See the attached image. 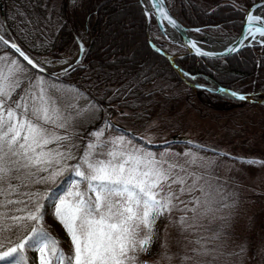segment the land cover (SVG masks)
<instances>
[{"label": "snow or ice", "instance_id": "1", "mask_svg": "<svg viewBox=\"0 0 264 264\" xmlns=\"http://www.w3.org/2000/svg\"><path fill=\"white\" fill-rule=\"evenodd\" d=\"M160 15L175 26L162 7ZM247 21L253 39L256 34L264 37V22L252 30L261 17L249 12ZM2 31L0 28V44L38 68ZM84 50L81 43L80 52ZM197 54L209 55L198 49ZM22 74L27 76V69L18 60L0 57V262L27 264L23 253L35 251L39 264H148L141 256L150 252L158 219L183 205L180 211L184 215L173 223L186 232L217 210L210 193L199 183L202 176L170 162L168 152L157 156L124 135L106 138V129L112 127L107 122L89 133L91 139L81 148L83 141L72 130L73 121L88 109H77L72 101L82 94L70 96L75 89H61L43 77H27L25 82ZM219 91L240 101L248 99L235 91ZM182 155L191 157L190 163L196 162L195 153ZM232 159L264 165L256 159ZM35 184L53 187L34 191ZM63 184H67L63 191H56ZM197 191L200 195H193ZM184 195L191 198L181 200ZM49 207L71 242L70 254L44 227ZM191 243L200 245L192 250L194 256L208 254L201 239ZM163 258L172 259L167 251Z\"/></svg>", "mask_w": 264, "mask_h": 264}, {"label": "rangeland", "instance_id": "2", "mask_svg": "<svg viewBox=\"0 0 264 264\" xmlns=\"http://www.w3.org/2000/svg\"><path fill=\"white\" fill-rule=\"evenodd\" d=\"M41 1L46 3V15L44 17H41V13L38 11V4L33 0L31 2L33 8L29 14L30 16L26 17L24 22L18 19V16H13L14 24L19 27V36L24 34V37L27 38L24 24L26 23L30 26V31L27 32L29 40H27V44L24 42V46L30 49L33 45L38 46L45 41H51L61 25V4L57 0ZM141 1L145 4L147 10H149L148 1ZM141 1L139 0L140 6ZM190 1L205 8H213L218 4L230 3L246 11L253 4L263 0ZM67 2L69 3L68 8H71L74 4L73 0H67ZM119 8L120 6L116 8L115 12H112L115 15L117 14L116 20L113 21L114 32L113 30L111 31L116 34L112 40L120 48H135L137 55L143 54V50L139 46H136L140 45L137 36H134L135 33L131 32L135 27H128L126 25L131 20L136 22L135 11H131V14L128 15L129 18H127L125 13L121 12L119 14ZM129 8V10H132L131 4ZM263 14L264 10L256 16L262 18ZM151 20H153V17H151ZM4 26L5 17L4 21H2L0 16L2 34L10 42H14L7 28ZM149 31L150 41L156 46H162L173 59L186 54L178 45L164 39L160 31H158L156 23L152 24ZM200 31H202V34H194V37L204 38L205 35L217 40L220 38V40L230 41L240 35H229L223 29ZM76 32L79 45L82 43L85 46L88 39L86 41L87 37H84L82 29L79 26H77ZM130 32L134 36L132 39L130 38L132 36ZM112 40L110 39L111 43L113 42ZM79 55H82L80 51L76 57L68 58H54L49 55L45 57H41L40 55L29 57L40 68L49 72L47 76L58 78L66 76L70 71L82 67V56L80 58ZM3 56H7L9 59H16L22 64L10 52H2L0 57ZM77 60H79V63H77ZM47 61H51V63ZM60 61H67V63H60ZM23 66L27 69L25 65ZM65 69H68L66 74L64 73ZM30 74L29 69H27V76H23L22 74V79L26 81L27 77H33ZM37 74L36 77L43 76L39 73ZM253 81H255V78ZM180 87L181 89L174 92L170 90V85L163 83L149 88L150 91L155 93L156 105L154 106V110L148 113L145 120L139 121L137 118L128 120L120 118L121 121L118 120V117L130 115L126 111H118L120 115L114 116L110 120L115 126H120L139 136L147 144L156 146L172 144L167 146V148L159 149V151H150L154 152L157 156H160L162 152H168L170 154L167 156V159L170 162L179 163L188 172L202 176L203 179L199 183L210 193L212 207L217 210L206 217L200 218L197 226L186 232L173 223L181 215H184L180 211L183 205L174 209L170 214H165L156 221L157 235L154 238L150 252L142 255L141 259L149 261L148 264H263L264 165L252 166L242 164L238 161H233L232 157L264 161V109L253 105L255 104L253 102L254 99L249 95L250 101L249 99L245 100L244 105L221 112L212 108H206L202 104L197 103L192 93L182 86ZM72 95L75 94H71L70 96ZM72 102L76 104L77 109H88V111L76 117L73 121L72 130L83 140L81 144V148H83V145L91 139L89 133L100 129L108 121L104 119L106 117L104 115H107V112L103 110L100 115L99 111L93 109V107L91 110L88 103H80L78 100H73ZM71 111L73 116H75V109ZM116 135L120 134L114 131L113 126L105 131L106 138ZM126 138L128 137L126 136ZM180 139L182 140L179 141ZM149 140L151 141L150 143L146 142ZM184 141L186 143L191 141V143H187V145L181 143ZM197 145L201 147H197ZM187 151H191L197 155L195 163H190L191 157L182 155ZM220 153L230 155L221 156ZM180 174L184 175V173ZM40 175H45V173H40ZM189 183H191V178L189 179ZM193 195L199 196L200 193L197 191ZM190 198L188 195L180 197L181 200H188ZM51 210L52 212L54 211L52 208ZM188 215L191 216V213H188ZM46 221L48 226L55 229L58 239L69 249L68 253H71V242L52 213L49 214ZM189 223H191V220ZM197 239H201V243L209 250L207 255L194 256L192 250L200 248V245L191 243V241ZM165 245L166 247H163ZM165 251L172 257L171 260L163 258ZM186 256L192 257V259L184 260L183 257ZM31 258L33 264H39L37 252L33 251Z\"/></svg>", "mask_w": 264, "mask_h": 264}, {"label": "trees", "instance_id": "3", "mask_svg": "<svg viewBox=\"0 0 264 264\" xmlns=\"http://www.w3.org/2000/svg\"><path fill=\"white\" fill-rule=\"evenodd\" d=\"M33 1L38 4L41 17H44L46 3L41 0ZM57 1L61 4L62 20L59 30L51 41H45L38 46L33 45L31 49L24 46V42L27 44V40H29L27 32L30 31V26L26 23L24 27L27 38L24 37V34L19 36V27L14 24L13 16H18L17 18L24 22V19L30 16L32 11V0H0L4 6V27L7 28L14 42L28 56L45 57L49 55L54 58H68L76 57L80 51L76 35L77 26H79L84 37H87L86 41L88 39L84 46L85 52L81 55L82 67L70 71L66 76L42 77L49 83H55L61 89H75L76 92L71 94H82L75 100L80 103H88L91 110L94 106L93 109L98 110L100 115L105 110L107 115L103 114L106 116L104 119L108 120L107 122L113 126L114 131L133 139L136 144L157 151L172 145L147 144L129 130L124 128L122 129L127 132L118 130L110 120L114 116L120 115L118 111H126L130 114L118 117L120 121L132 118H137L139 121L145 120L156 105L155 93L149 88L159 83L170 85V90L173 92L178 91L182 86L195 96L197 103L221 112L238 108L245 103L229 94L220 92V89H225L228 93L235 91L247 96L248 99L251 95L255 102L253 105L264 109V46L263 48H248L230 58L220 60L205 61L185 54L174 58L173 63L178 68L176 71L173 65L149 47L145 32L147 21L144 10L139 5V0H76L71 8H68L67 0ZM128 4L129 6L131 4L132 10H129ZM166 4L170 15L177 19L185 29L206 31L208 29H223L232 36L241 33V20L244 17V12L241 8L230 3L218 4L213 8L202 7L190 0H166ZM119 6V14L125 13L127 18L131 11H135L136 22L131 20L126 25L135 27L131 32L137 36L140 45L136 46L143 50L144 55H137L135 48H120L112 40L116 34L111 32L112 30L114 32L113 21L117 18V14L112 12H115ZM152 21L154 24L155 20ZM131 32L130 38L132 39L134 36ZM110 39L113 41L112 43ZM157 46L161 51L167 52L162 46ZM4 51L10 52L5 45L0 44V54ZM25 67L29 69L26 65ZM29 72L33 78L38 75L32 69H29ZM254 78L255 81H253ZM181 143L187 145L185 141ZM66 186L67 184H63L56 188V191H63ZM50 187L53 186L35 184L32 190L44 192ZM47 203L51 204V201H47ZM46 212L44 227L58 239L57 232L48 226L46 221L49 214L52 213L51 208H47ZM13 241L15 242L14 237ZM7 246L9 245L6 242ZM60 246L65 253H68L69 249L61 241ZM32 253L33 251L23 253L27 258V264H33ZM0 264H4V262H0Z\"/></svg>", "mask_w": 264, "mask_h": 264}, {"label": "water", "instance_id": "4", "mask_svg": "<svg viewBox=\"0 0 264 264\" xmlns=\"http://www.w3.org/2000/svg\"><path fill=\"white\" fill-rule=\"evenodd\" d=\"M141 1V0H140ZM148 4H149V10H147L145 4H143V2L141 1V8L142 10H144V14L146 17V32H147V42L149 44V47L151 48V50L153 52L158 53L163 59L167 60L168 63H170L171 65H173L174 69L177 70V68L174 66L173 63V58L170 57L166 52L163 53L155 44H153V42L150 41V27L152 25V20L151 17H153V20H155L156 26L158 31H160V33L162 34V36L164 37V39H168V33L171 32L174 35L176 34L178 37V40L180 41L179 43H174L175 45H178L181 49H183L186 52V56H191L194 58H199L201 60H205V61H209V60H220V59H227L230 58L231 56H234L240 52H242V50L248 49V48H252V47H263L264 46V37L260 36L259 34L255 35V39L252 38V35L249 34V23L247 21V14L249 12H251V14L253 16H256L259 14V12H261L262 10H264V0L253 4L249 9H247L246 11H244L243 14V19L241 21V33L238 37H236L235 39L230 40L228 45L222 46L219 49L213 50V49H204L201 46H198L193 42V40H191V37L194 34H202V31H200L199 29L197 30H189V29H185L178 21L177 19H174L169 12V9L167 7L166 4V0H147ZM157 5V6H154ZM163 8L164 11L166 12L167 16L171 19L175 21V26H173L172 24H170L168 22V20L164 19L161 15H160V8ZM0 16L2 21H4V13H3V5L0 4ZM259 17V16H258ZM264 22V17L261 18V21H257L252 25V30L254 31L255 27L260 26L261 23ZM204 35V34H203ZM247 35V38H245V36ZM204 39H207V36L204 35V38L197 40V42H202L205 41ZM192 45H195V47H192ZM5 47L12 53L14 54V56L19 59L23 64H25L29 69H32L34 72H37L43 76H47L49 75V72H47V70L43 69V71H40V67L38 66V68H32L31 65L27 64V61L23 60V57L19 56L18 53H15L11 48L7 47L5 45ZM233 49L232 52H229L228 49ZM197 49L200 52H206L209 55L205 56V55H198L197 54ZM22 50V49H21ZM25 53V52H24ZM26 54V53H25ZM27 55V54H26ZM81 58V55H79ZM32 59V58H31ZM33 60V59H32ZM34 61V60H33ZM36 63V62H35ZM230 95V94H229ZM231 96V95H230ZM232 97V96H231ZM116 128L120 131L123 132H127L126 130H123L122 128L116 126ZM182 139H180L179 141H181Z\"/></svg>", "mask_w": 264, "mask_h": 264}, {"label": "bare ground", "instance_id": "5", "mask_svg": "<svg viewBox=\"0 0 264 264\" xmlns=\"http://www.w3.org/2000/svg\"><path fill=\"white\" fill-rule=\"evenodd\" d=\"M244 12V11H243ZM264 15V14H263ZM264 17V16H263ZM242 21V20H241ZM168 39L169 41H172L173 43H179L180 41L178 40V37L177 35L169 32L168 33ZM202 38H199V37H194V35L191 37V40H193V42L198 46H201L202 48L204 49H213V50H216V49H219L220 47L222 46H225V45H228L230 42L229 41H226V40H217V39H214V38H209L207 37V39H204L205 41H202V42H197V40H200ZM227 39V38H226ZM245 102V101H244Z\"/></svg>", "mask_w": 264, "mask_h": 264}, {"label": "flooded vegetation", "instance_id": "6", "mask_svg": "<svg viewBox=\"0 0 264 264\" xmlns=\"http://www.w3.org/2000/svg\"><path fill=\"white\" fill-rule=\"evenodd\" d=\"M1 4V3H0ZM236 7V6H235ZM238 8V7H237ZM240 9V8H239ZM243 10V9H242ZM244 11V10H243ZM152 26V25H151ZM249 101H250V99H249ZM255 103V102H254Z\"/></svg>", "mask_w": 264, "mask_h": 264}]
</instances>
